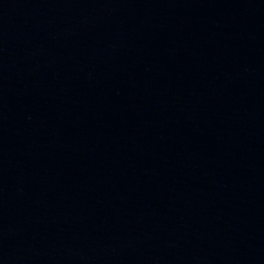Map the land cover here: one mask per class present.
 Returning <instances> with one entry per match:
<instances>
[{"label": "water", "instance_id": "95a60500", "mask_svg": "<svg viewBox=\"0 0 264 264\" xmlns=\"http://www.w3.org/2000/svg\"><path fill=\"white\" fill-rule=\"evenodd\" d=\"M0 97L76 264H264V0H0Z\"/></svg>", "mask_w": 264, "mask_h": 264}]
</instances>
